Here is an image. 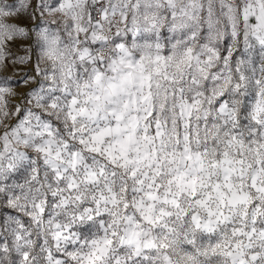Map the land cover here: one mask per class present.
<instances>
[{"label": "rangeland", "instance_id": "obj_1", "mask_svg": "<svg viewBox=\"0 0 264 264\" xmlns=\"http://www.w3.org/2000/svg\"><path fill=\"white\" fill-rule=\"evenodd\" d=\"M107 2L109 78L92 0H0V264H264V45L224 0Z\"/></svg>", "mask_w": 264, "mask_h": 264}, {"label": "built area", "instance_id": "obj_2", "mask_svg": "<svg viewBox=\"0 0 264 264\" xmlns=\"http://www.w3.org/2000/svg\"><path fill=\"white\" fill-rule=\"evenodd\" d=\"M236 4V0H224ZM90 19L94 26L96 41L92 49L102 63L100 74L109 78L113 75V65L116 56V38L123 26L120 11L110 8L107 0H92ZM85 30V29H84ZM82 33L79 35L81 38ZM198 69L205 71L208 63L200 57L197 62Z\"/></svg>", "mask_w": 264, "mask_h": 264}, {"label": "crops", "instance_id": "obj_3", "mask_svg": "<svg viewBox=\"0 0 264 264\" xmlns=\"http://www.w3.org/2000/svg\"><path fill=\"white\" fill-rule=\"evenodd\" d=\"M234 7L239 19L237 27L243 34L244 43L264 45V0H236ZM139 38L136 41L138 45L143 41L141 36Z\"/></svg>", "mask_w": 264, "mask_h": 264}, {"label": "bare ground", "instance_id": "obj_4", "mask_svg": "<svg viewBox=\"0 0 264 264\" xmlns=\"http://www.w3.org/2000/svg\"><path fill=\"white\" fill-rule=\"evenodd\" d=\"M116 58V57H115ZM115 60V59H114Z\"/></svg>", "mask_w": 264, "mask_h": 264}]
</instances>
